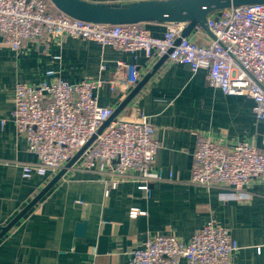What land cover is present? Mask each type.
I'll return each mask as SVG.
<instances>
[{
  "label": "crops",
  "instance_id": "1",
  "mask_svg": "<svg viewBox=\"0 0 264 264\" xmlns=\"http://www.w3.org/2000/svg\"><path fill=\"white\" fill-rule=\"evenodd\" d=\"M86 1L126 4L140 0ZM145 27L159 37L167 24ZM189 38L200 44L211 40L199 27ZM162 59L68 37L26 43L15 52L0 37V228L55 177L22 178L20 165L36 163L37 157L12 121L16 86L49 81V71L80 83L107 81L119 64L136 67L140 74L136 86L111 91L106 84L98 93L101 106L117 109L160 63L118 116L133 120L142 112L148 117L160 144L153 168L162 171L165 179L151 184L148 195L139 189L137 172H132L135 178L110 190L105 176L68 169L0 239V264H129L130 254L142 248L149 236L172 235L188 241L211 220L227 228L239 245L232 264H264V182L252 179L238 193L191 182L199 136L227 147L241 142L261 146L264 126L255 117V103L211 87L205 70L193 72L186 65ZM132 209L144 215L130 218ZM80 223H85L82 236H78Z\"/></svg>",
  "mask_w": 264,
  "mask_h": 264
},
{
  "label": "built area",
  "instance_id": "2",
  "mask_svg": "<svg viewBox=\"0 0 264 264\" xmlns=\"http://www.w3.org/2000/svg\"><path fill=\"white\" fill-rule=\"evenodd\" d=\"M206 27L211 40L200 44L182 37L185 24H167L158 37L145 24L73 19L49 0H0V37L15 52L26 43L68 37L130 53L141 51L147 58L167 55L169 62L186 65L193 72L207 71L209 85L225 95L251 98L255 117L264 126V3L216 11L208 16ZM47 77L49 81L38 85L19 83L15 90L12 121L37 157L36 163L20 165L22 178L56 176L95 137L69 169L105 176L110 190L135 178L132 172H137L139 189L150 195L151 184L165 179L162 171L153 168L160 144L148 117L142 112L133 120L117 116L98 133L115 112L99 104V91L106 84L111 91L133 88L140 80L136 67L119 64L107 81L70 83L54 71L47 72ZM252 179L264 182V134L260 147L248 142L227 147L198 137L192 184L238 193ZM129 215L135 219L144 213L132 209ZM238 250L229 230L211 220L188 241L172 235L149 236L142 248L130 254L129 264H232Z\"/></svg>",
  "mask_w": 264,
  "mask_h": 264
},
{
  "label": "water",
  "instance_id": "3",
  "mask_svg": "<svg viewBox=\"0 0 264 264\" xmlns=\"http://www.w3.org/2000/svg\"><path fill=\"white\" fill-rule=\"evenodd\" d=\"M53 6L60 12L69 17L93 24L107 25H130V24H185L182 37L186 38L196 28H202L211 37L212 34L206 27L207 18L212 13L231 7H240L254 4L264 3V0H142L126 4L119 3H92L86 0H49ZM179 43V40H177ZM167 55L163 56V60ZM161 61V62H162ZM149 73L125 101L115 109L111 119L105 122L99 129L101 134L109 123L118 116L122 109L130 102V100L144 86L152 74L157 70L158 66ZM95 140V137L79 151L71 161L66 165L65 169L60 171L53 180L37 195L31 203L25 207L8 225L0 228V239H2L14 225L59 181L71 168V166L79 159L84 150ZM85 230V223L78 224V236H82Z\"/></svg>",
  "mask_w": 264,
  "mask_h": 264
}]
</instances>
